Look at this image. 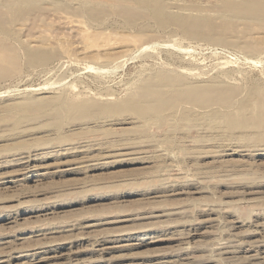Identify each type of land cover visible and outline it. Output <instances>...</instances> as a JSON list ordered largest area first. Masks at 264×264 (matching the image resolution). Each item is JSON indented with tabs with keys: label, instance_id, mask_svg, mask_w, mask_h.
Listing matches in <instances>:
<instances>
[{
	"label": "rangeland",
	"instance_id": "obj_1",
	"mask_svg": "<svg viewBox=\"0 0 264 264\" xmlns=\"http://www.w3.org/2000/svg\"><path fill=\"white\" fill-rule=\"evenodd\" d=\"M79 1L0 0V264H247L218 246L240 258L250 242L264 247V120L253 129L244 116L178 110L160 123L134 105L158 76L217 75L241 96L256 89L253 120L264 111V28L213 0L193 7L210 19L193 36L137 0L127 16L92 0L103 2L93 17ZM33 48L44 61L28 62ZM192 229L188 243L175 239Z\"/></svg>",
	"mask_w": 264,
	"mask_h": 264
},
{
	"label": "bare ground",
	"instance_id": "obj_2",
	"mask_svg": "<svg viewBox=\"0 0 264 264\" xmlns=\"http://www.w3.org/2000/svg\"><path fill=\"white\" fill-rule=\"evenodd\" d=\"M110 1H111L110 5L117 9L116 11L118 14L123 15V16L129 15L131 13V10L135 9L128 2L131 0H110ZM137 1H140L138 2V4L141 8L152 9L151 10L152 15L156 17L157 19H159L160 21H164V19H169L171 21H174L182 31H184L187 34H192V36L198 33L199 28L205 25L208 26L210 22L209 21L210 19L208 18L209 16L207 17V16L198 15L199 12H196L195 11L196 9L193 10L194 9L193 7L197 6L198 4L197 2L198 0H182V1L181 0H169L170 2L169 1L162 2V0H137ZM49 2L51 1H11V4L12 5H26L28 7H33L34 5L35 6L38 5V7H41L43 9L44 6L48 4ZM79 2L81 3V5L89 6L91 10H89L87 14L90 17H93L92 12L96 8H98V6L101 5V3H103L102 1H92V0L79 1ZM213 3L216 6L218 12H220V14L221 13L222 14H232L234 17H239V18L252 17L256 22L261 24L260 25L261 28H264V0H213ZM181 4L183 6V7L181 6L183 8L182 10L185 11V13L183 12V14H179L178 12L174 14L172 13L174 11L168 10V9L178 7ZM58 5H60V3H58ZM159 7L162 9V11L158 10ZM80 8H82V6ZM201 9L202 7L199 8V11ZM153 10L155 11V13ZM192 11L193 12L195 11L196 13H193ZM126 19L129 24H133V22L128 17H126ZM0 26L2 27V29L6 28V25L3 22H0ZM26 55H27V59L29 63H34L37 61H44L46 58L43 52L41 50H38L37 48L27 49ZM191 71L188 70V72H191ZM211 76L212 77L210 78L207 77L208 79H205L202 81H200L202 78H199L200 79V80L198 79L199 81H196L197 80L196 78L195 80H188V79H185V77L175 76L172 74L171 75L167 74L165 76H158V77L156 76L157 82L150 84L148 87L147 93L142 97L141 103H137L136 105H134V113H136L141 118L147 119V120L149 119L153 120L154 118H157L159 119L160 123L165 122V119H168V118L170 119L174 117L178 110H180L182 113L181 118L196 117L197 119L198 118L203 119L207 117L208 119L209 117H214L216 115L222 114V116H224V119L221 120V122L224 121L226 123L228 122L231 124H234L237 121V118L235 117L241 118L242 116H244L242 117V119L244 120L243 121L244 123L242 124L243 127L248 128L251 126L253 127V129L259 128L262 124V121L264 120L263 110L260 113H258V115L256 114L253 120H250V117L248 119H245V115H244L246 114L245 112L246 110L249 111L247 107L250 106L251 101H252V105L254 103V107L259 106L258 104H256V102H258V99L260 98L259 96H257L258 92L256 91V89L253 90L254 88L251 89L250 87L252 86H250L249 87L250 91L248 90L246 92V93L248 92L249 93L245 96H241L240 94L243 93L244 91L242 92L241 88L239 91L238 89L239 86L238 87L237 85H235L236 87L233 86L232 81L231 83H229L230 81H227L229 80V78H226L227 79L226 80L217 75H214V76L211 75ZM230 77L232 76L230 75ZM151 80L153 82V79ZM147 81H150V80H147ZM235 83L237 84V82ZM104 102L107 103L110 101H107V102L104 101ZM261 109H264V108H261ZM246 116L248 117L247 114ZM252 133L253 135L255 134L254 131ZM21 156L23 155L21 154ZM202 210L203 208L201 209V211ZM213 220L214 219L210 216V213H209L207 217H205L202 220V223L204 222L211 223L213 222ZM197 233H198L197 229H192L191 231L189 230V232L185 235L176 233L177 235L175 239L176 240L178 239L181 241L186 240L185 243H188V240H190V238ZM121 235L123 234H117V236H121ZM245 243L246 242H244V244ZM98 245L104 246L105 244H102L99 242ZM246 246L247 248H243V251H244L243 253H245V256L243 258L235 256L237 254L236 250H234L235 248L229 249V245L226 242L225 244L221 243V245H219L218 248L221 249L222 254H226V255L230 254L231 256L230 260L234 259L233 261H238L236 263H240L241 261H244L247 264H257L258 263L257 259L264 260V247L261 241L259 240L253 241L252 243L250 242L246 244ZM242 256L243 255H241V257Z\"/></svg>",
	"mask_w": 264,
	"mask_h": 264
}]
</instances>
